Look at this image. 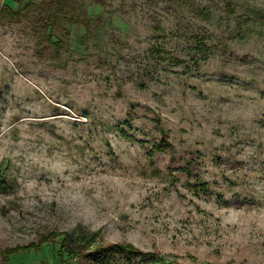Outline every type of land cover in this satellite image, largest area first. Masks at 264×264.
<instances>
[{
	"label": "rangeland",
	"instance_id": "374dc122",
	"mask_svg": "<svg viewBox=\"0 0 264 264\" xmlns=\"http://www.w3.org/2000/svg\"><path fill=\"white\" fill-rule=\"evenodd\" d=\"M77 3L0 19V264H264V0Z\"/></svg>",
	"mask_w": 264,
	"mask_h": 264
},
{
	"label": "trees",
	"instance_id": "16d2710c",
	"mask_svg": "<svg viewBox=\"0 0 264 264\" xmlns=\"http://www.w3.org/2000/svg\"><path fill=\"white\" fill-rule=\"evenodd\" d=\"M99 5H104V0H94ZM228 14L232 13V10L229 8V5L226 6ZM23 11H13L8 7H0V19L9 16L10 18L14 19L15 21L20 20L22 16H25L28 14V12H33V16L31 17V22L35 25V27L39 28L40 31L47 34L45 38L41 39V42H52L51 40V34L50 31L59 25L60 22L68 23V24H81L87 26L88 22L81 17V15L78 13V3L77 0H40L39 2L32 4V3H26L23 6ZM201 15L203 17H208V13L204 11H200ZM194 39L197 41L199 45H203V38L199 36H195ZM59 41H57L58 43ZM56 43V44H57ZM80 237H82L85 241V239L88 241L89 236L88 234H78ZM62 236V242L63 247L66 249L67 255H79L83 252V248H85L83 242L77 241L78 243L75 245H72L73 242H71V237L65 233V232H49L45 235H41L36 243H31L29 246L33 247H22L19 248L18 246L12 250L10 255L16 253L20 249H39V247L50 241V239L60 237ZM94 236V233L90 234V237ZM79 239V238H78ZM69 240V241H68ZM80 240V239H79ZM19 248V249H18ZM101 252H112L116 251L118 254L123 255L127 260H130L132 257L135 256L137 253L136 250L130 246L125 245L122 246L120 244L115 245H107L104 247L98 248Z\"/></svg>",
	"mask_w": 264,
	"mask_h": 264
}]
</instances>
